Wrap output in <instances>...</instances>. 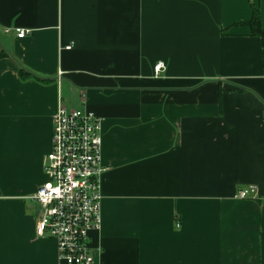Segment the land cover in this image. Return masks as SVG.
<instances>
[{"label":"crops","instance_id":"crops-1","mask_svg":"<svg viewBox=\"0 0 264 264\" xmlns=\"http://www.w3.org/2000/svg\"><path fill=\"white\" fill-rule=\"evenodd\" d=\"M254 5L264 27V0H0V264H59L31 197L60 100L103 120L94 264H264Z\"/></svg>","mask_w":264,"mask_h":264},{"label":"built area","instance_id":"built-area-1","mask_svg":"<svg viewBox=\"0 0 264 264\" xmlns=\"http://www.w3.org/2000/svg\"><path fill=\"white\" fill-rule=\"evenodd\" d=\"M27 33L17 28L18 37ZM165 69V62L159 61L154 67L156 77ZM52 139L44 158L46 181L31 197L41 206L37 235L56 240L59 264H94L90 235L102 227L103 120L60 100L53 116ZM257 196L255 185L235 194L239 199Z\"/></svg>","mask_w":264,"mask_h":264},{"label":"trees","instance_id":"trees-1","mask_svg":"<svg viewBox=\"0 0 264 264\" xmlns=\"http://www.w3.org/2000/svg\"><path fill=\"white\" fill-rule=\"evenodd\" d=\"M247 24L250 26L254 36H257L259 38L264 37V27L262 24L261 12L260 9L255 5L253 6L252 18L250 19V21L247 22ZM1 56H3V53H0V57ZM20 77L23 80H30L33 78H37V76L26 71L25 69H20Z\"/></svg>","mask_w":264,"mask_h":264}]
</instances>
